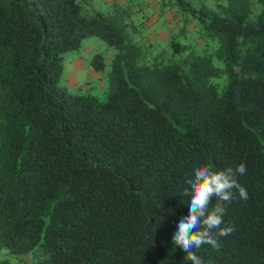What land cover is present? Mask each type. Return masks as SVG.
<instances>
[{
    "label": "trees",
    "instance_id": "1",
    "mask_svg": "<svg viewBox=\"0 0 264 264\" xmlns=\"http://www.w3.org/2000/svg\"><path fill=\"white\" fill-rule=\"evenodd\" d=\"M158 1L201 43L181 30L154 51L120 0H0V264H191L172 243L186 180L241 163L234 231L193 251L264 264V0ZM90 37L116 50L104 95L60 85Z\"/></svg>",
    "mask_w": 264,
    "mask_h": 264
},
{
    "label": "rangeland",
    "instance_id": "2",
    "mask_svg": "<svg viewBox=\"0 0 264 264\" xmlns=\"http://www.w3.org/2000/svg\"><path fill=\"white\" fill-rule=\"evenodd\" d=\"M123 5L129 4L137 14L133 16L136 27L139 30V38L154 45V51L167 49V43L172 34H177L183 30L186 39L201 43L195 32L198 28L191 18L183 20L175 8L162 5L158 0H120ZM112 0H86L90 11H105ZM208 5L213 4V0H206ZM182 15L184 12L180 11ZM185 16V15H184ZM197 44V46H198ZM153 51V50H152ZM102 53L104 70L95 72L90 67V61L94 54ZM116 50L109 48L101 39L90 37L83 41L78 51L64 54V72L60 79V85L72 92H86L92 90L93 94L104 95L107 88L106 73L108 72L112 58ZM82 86V89H80ZM79 88V89H78ZM0 252V262L3 254ZM23 264L17 259H11V264Z\"/></svg>",
    "mask_w": 264,
    "mask_h": 264
},
{
    "label": "clouds",
    "instance_id": "3",
    "mask_svg": "<svg viewBox=\"0 0 264 264\" xmlns=\"http://www.w3.org/2000/svg\"><path fill=\"white\" fill-rule=\"evenodd\" d=\"M246 165L241 163L235 168L213 171L210 166L202 165L192 170V178L186 180L188 188L183 189L187 208L186 214L179 219L172 243L179 247L191 264H204V261L193 251L203 245H210L219 250L217 237H224L234 231L229 225L221 227L226 214V204L238 197L247 200L245 187L238 183L237 175H244ZM233 190H236L234 193ZM213 198L218 201L211 209ZM217 230V231H213Z\"/></svg>",
    "mask_w": 264,
    "mask_h": 264
}]
</instances>
